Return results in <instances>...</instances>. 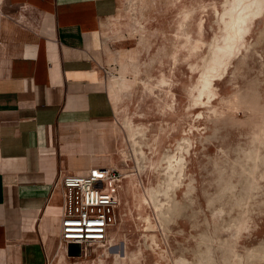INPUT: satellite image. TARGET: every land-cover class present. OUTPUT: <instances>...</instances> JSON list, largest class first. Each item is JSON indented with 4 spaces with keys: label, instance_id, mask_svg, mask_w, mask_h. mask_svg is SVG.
I'll list each match as a JSON object with an SVG mask.
<instances>
[{
    "label": "rangeland",
    "instance_id": "374dc122",
    "mask_svg": "<svg viewBox=\"0 0 264 264\" xmlns=\"http://www.w3.org/2000/svg\"><path fill=\"white\" fill-rule=\"evenodd\" d=\"M239 1L254 0L118 1L101 36L117 219L107 242L54 264H264V3L198 94Z\"/></svg>",
    "mask_w": 264,
    "mask_h": 264
},
{
    "label": "crops",
    "instance_id": "0c3cea01",
    "mask_svg": "<svg viewBox=\"0 0 264 264\" xmlns=\"http://www.w3.org/2000/svg\"><path fill=\"white\" fill-rule=\"evenodd\" d=\"M119 0H0V264H54L60 180L116 167L102 32Z\"/></svg>",
    "mask_w": 264,
    "mask_h": 264
},
{
    "label": "built area",
    "instance_id": "2783aa9c",
    "mask_svg": "<svg viewBox=\"0 0 264 264\" xmlns=\"http://www.w3.org/2000/svg\"><path fill=\"white\" fill-rule=\"evenodd\" d=\"M122 180L123 174L113 167L61 178L63 208L59 238L66 251L71 244L82 252L107 242L117 219Z\"/></svg>",
    "mask_w": 264,
    "mask_h": 264
},
{
    "label": "bare ground",
    "instance_id": "6f19581e",
    "mask_svg": "<svg viewBox=\"0 0 264 264\" xmlns=\"http://www.w3.org/2000/svg\"><path fill=\"white\" fill-rule=\"evenodd\" d=\"M263 3L264 0H254L250 2L249 5H242L241 1L237 2L236 4L234 3L235 5L232 8L231 21L229 20V34L227 36L225 44L219 46L218 50L214 52L212 58V67L210 68V70H208L205 78L202 81L201 87L198 91L199 96L205 95L206 98H209L211 96V94L213 93V79L224 75L225 70L228 67L230 58L235 54L238 41L241 37H243V34L245 32V23L247 21V17L249 18V16H252L254 13H256V11L258 12L262 8ZM239 7L240 10L236 12L235 9ZM170 165V168L175 169L178 166V161H175L174 166Z\"/></svg>",
    "mask_w": 264,
    "mask_h": 264
},
{
    "label": "water",
    "instance_id": "95a60500",
    "mask_svg": "<svg viewBox=\"0 0 264 264\" xmlns=\"http://www.w3.org/2000/svg\"><path fill=\"white\" fill-rule=\"evenodd\" d=\"M72 247H78V246H77V245H73V244H71V245L68 246V251H71ZM77 254H78V253H77Z\"/></svg>",
    "mask_w": 264,
    "mask_h": 264
}]
</instances>
